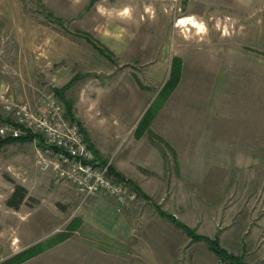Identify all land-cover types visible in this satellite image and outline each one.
Listing matches in <instances>:
<instances>
[{
  "label": "rangeland",
  "instance_id": "1",
  "mask_svg": "<svg viewBox=\"0 0 264 264\" xmlns=\"http://www.w3.org/2000/svg\"><path fill=\"white\" fill-rule=\"evenodd\" d=\"M226 5L227 0H0V88L37 106L58 97L57 68L88 74L68 92L75 119L99 146V161L137 191L131 206L138 226L160 217L173 236L165 253L160 249L164 264H218L219 257L157 206L197 233L218 238L242 260L264 264V68L254 59L227 58L228 35L243 40V29L232 33L226 26ZM189 17L201 26L179 24ZM86 35L118 58H103ZM175 64L181 67L178 83L137 135ZM224 115L233 125L221 123ZM203 120L202 134L197 128ZM36 159L33 140L0 146V264L19 249L18 239L34 238L20 234L36 218L42 184L61 182L40 170ZM17 184L28 191L21 209L7 204Z\"/></svg>",
  "mask_w": 264,
  "mask_h": 264
},
{
  "label": "crops",
  "instance_id": "2",
  "mask_svg": "<svg viewBox=\"0 0 264 264\" xmlns=\"http://www.w3.org/2000/svg\"><path fill=\"white\" fill-rule=\"evenodd\" d=\"M226 8V26L233 28L232 33L234 28L243 29V40L240 35L237 40L235 36L228 35L227 58L257 60L258 69L261 70V65L264 68V0H227ZM240 43L243 48L238 46ZM249 47L258 52L246 51ZM109 48L116 55L110 46ZM62 67L57 68L53 74L55 88H61L76 76H79L78 82L88 75L70 66ZM69 89L65 97L71 103L75 117L74 101L68 97ZM213 120L211 124L214 123ZM203 123L207 121L203 120L200 128H197L202 130V134ZM221 123L233 125L232 119L227 115L222 117ZM83 130L86 136V129ZM89 143L99 157V146ZM42 185L45 191L37 197L38 211L33 213L36 218L32 226L23 228L28 229V232L20 234L32 235L34 238L28 241L18 239L19 249L3 258L2 264H164L165 256L162 253L171 245L173 236L160 226V217L147 218L140 227L132 206L119 209L115 199L107 194L84 197L67 181L49 180ZM23 203L18 209L22 208ZM185 238L182 245L186 244ZM182 245L179 244L178 248ZM146 247L150 250H145ZM16 257L20 259L13 263Z\"/></svg>",
  "mask_w": 264,
  "mask_h": 264
},
{
  "label": "built area",
  "instance_id": "3",
  "mask_svg": "<svg viewBox=\"0 0 264 264\" xmlns=\"http://www.w3.org/2000/svg\"><path fill=\"white\" fill-rule=\"evenodd\" d=\"M0 137L34 135L40 170L56 181L70 182L84 197L99 193L115 199L119 209L129 208L138 196L126 180L109 173L90 147L80 122L69 117L64 103L51 95L39 105L18 101L9 87L0 88ZM218 264H233L218 258Z\"/></svg>",
  "mask_w": 264,
  "mask_h": 264
},
{
  "label": "trees",
  "instance_id": "4",
  "mask_svg": "<svg viewBox=\"0 0 264 264\" xmlns=\"http://www.w3.org/2000/svg\"><path fill=\"white\" fill-rule=\"evenodd\" d=\"M86 40L89 41L105 58H108L109 60H113L116 58V55L114 54V52L110 48H108L104 44H101L102 42L95 39L93 36L86 35ZM180 71H181L180 64L179 65L175 64L171 70L169 80L164 84V87L162 88L161 92L158 95V98H160L159 101L157 100L156 103H153L150 106L149 110L144 115V117L141 119L140 124H139L140 127L138 126L137 131H136L137 135H141V133H143L144 129L148 128L149 123L152 120L157 107L161 106L160 104L165 101V99L169 96L170 92H172V90L174 89V87L178 83L179 78H180V73H181ZM78 79H79V76H76L70 82H68L67 84L62 86L61 88H55L54 89L55 93L61 99H63L65 101V104H66L67 110H68V115H69V117H71L73 119H75V117L73 116L72 105L70 102H68L66 100L65 94H66V91L71 86H73L77 82ZM33 139H34V135H32V134H28V135L20 137V138H0V146L7 144V143H12L14 141L27 142V141H32ZM89 145L93 149V147L90 143H89ZM94 151L96 152V150H94ZM100 162L107 163L106 161H101V160H100ZM109 173H111L112 175H114L115 177H117L119 179H123V176H121L120 173L116 172L114 170V168L111 166V164L109 165ZM134 188H136L140 194H144L143 191H141V189L135 184H134ZM27 192L28 191H27L26 187H24L23 185L17 184L14 192L11 195V197L7 200V204L10 207H13L14 209H18L20 207V205L25 201V198L27 196ZM157 208H158V212L163 217L168 218L175 225L182 228V230L185 232V234L188 235L192 239V241H194V242L204 241L208 245L210 250L212 252H214L215 255H217V257L228 260L229 262H231L233 264H252V263H249V262L242 260V258L240 256L229 252L225 247H223L219 243L218 238H211V237H208L206 235L199 234V233H197L196 229H194L193 227L189 226L188 224L180 221L176 217L175 214L168 213L167 211H163V209L159 206H157ZM19 259H20L19 257L18 258L16 257L14 259L13 263L18 262Z\"/></svg>",
  "mask_w": 264,
  "mask_h": 264
},
{
  "label": "bare ground",
  "instance_id": "5",
  "mask_svg": "<svg viewBox=\"0 0 264 264\" xmlns=\"http://www.w3.org/2000/svg\"><path fill=\"white\" fill-rule=\"evenodd\" d=\"M179 24H182V25H185V24H191V25H193V26H196V25H198V24H200V23H199L195 18H193V17H189V18H188V21H186L185 19L181 18ZM200 26H201V24H200Z\"/></svg>",
  "mask_w": 264,
  "mask_h": 264
}]
</instances>
